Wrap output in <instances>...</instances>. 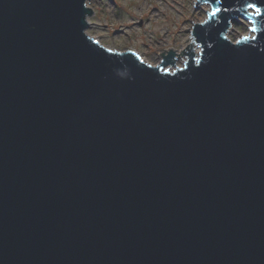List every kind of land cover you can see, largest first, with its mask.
<instances>
[{"label": "water", "instance_id": "95a60500", "mask_svg": "<svg viewBox=\"0 0 264 264\" xmlns=\"http://www.w3.org/2000/svg\"><path fill=\"white\" fill-rule=\"evenodd\" d=\"M89 1L0 0V264H264V17L152 65Z\"/></svg>", "mask_w": 264, "mask_h": 264}, {"label": "rangeland", "instance_id": "374dc122", "mask_svg": "<svg viewBox=\"0 0 264 264\" xmlns=\"http://www.w3.org/2000/svg\"><path fill=\"white\" fill-rule=\"evenodd\" d=\"M88 6L94 11L88 34L109 48H130L152 65L174 49L177 65L182 66L186 59L182 51L191 43L193 24L203 21L210 11L207 4L197 7L196 0H90ZM250 28L249 22L239 19L227 36L236 41L252 35ZM193 47L200 51L194 43Z\"/></svg>", "mask_w": 264, "mask_h": 264}, {"label": "snow or ice", "instance_id": "6c2138e0", "mask_svg": "<svg viewBox=\"0 0 264 264\" xmlns=\"http://www.w3.org/2000/svg\"><path fill=\"white\" fill-rule=\"evenodd\" d=\"M209 0H205V3H208ZM214 3H221L222 0H212ZM238 2L243 4L244 11L247 12L248 9L254 10V12L262 17H264V0H238ZM224 11H228V8H224ZM220 11V9H216L211 13L212 16H216L217 12ZM252 31H256L255 28L252 29Z\"/></svg>", "mask_w": 264, "mask_h": 264}, {"label": "bare ground", "instance_id": "6f19581e", "mask_svg": "<svg viewBox=\"0 0 264 264\" xmlns=\"http://www.w3.org/2000/svg\"><path fill=\"white\" fill-rule=\"evenodd\" d=\"M192 41V40H191ZM187 47V46H186ZM198 47V46H197ZM194 48V47H193ZM195 50V49H194ZM196 51H197V49H196ZM176 52V54L178 55V52L177 51H175ZM200 51H197V52H195L196 54H198ZM183 61H185V60H183ZM169 68V70H173V67H168ZM172 68V69H171Z\"/></svg>", "mask_w": 264, "mask_h": 264}]
</instances>
